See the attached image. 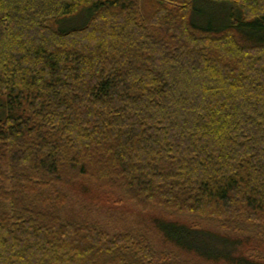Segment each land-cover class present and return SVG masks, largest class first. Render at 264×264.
I'll return each instance as SVG.
<instances>
[{"label":"trees","instance_id":"obj_1","mask_svg":"<svg viewBox=\"0 0 264 264\" xmlns=\"http://www.w3.org/2000/svg\"><path fill=\"white\" fill-rule=\"evenodd\" d=\"M0 98V264H264V0H0Z\"/></svg>","mask_w":264,"mask_h":264},{"label":"rangeland","instance_id":"obj_2","mask_svg":"<svg viewBox=\"0 0 264 264\" xmlns=\"http://www.w3.org/2000/svg\"><path fill=\"white\" fill-rule=\"evenodd\" d=\"M210 6V5H207ZM211 8H214L215 11H225L223 13H228L229 12V7H221V6H216L212 5L210 6ZM230 13H237L235 9H231L230 7ZM221 15H223L221 13ZM86 15H82V20H86ZM81 22L77 17L74 18H68L64 20L60 26L62 30H69L73 28H78L82 26ZM5 101L4 99L0 98V119H3L5 117ZM118 199L114 196L113 199H111L109 202L106 199L101 200V205H97V207L93 210H90V214L88 218L89 220L92 221L93 219H98L99 221L102 222V224H105L109 227L110 230H117V231H122V230H129L127 228H133L135 229L136 227L141 228L140 222L141 220L144 219H153L155 217H162V213L160 211H149L147 213H144L143 211H140L137 209L136 206L132 204H127V203H117ZM93 211V212H92ZM177 221H180L181 223L184 224H189L191 223L190 218L182 217L181 219H177ZM139 224V225H138ZM204 231H205V242L208 245H211L214 247L215 246H222V247H229V241L228 238L231 236L228 234H225L224 232H221L220 230L216 229L214 225H203ZM258 234V236L256 235ZM249 237L252 238L248 244L245 246L238 247L237 253L239 250L241 251L242 255H250V254H257V255H263L264 254V235H261L260 233H254L250 235ZM248 240V237H246ZM199 240H202L201 237H199ZM228 245V246H227ZM231 246V245H230ZM205 264V263H202Z\"/></svg>","mask_w":264,"mask_h":264}]
</instances>
